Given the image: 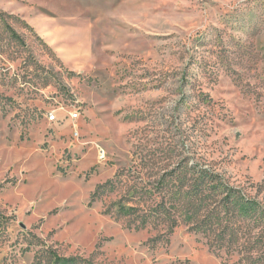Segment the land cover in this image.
Here are the masks:
<instances>
[{
    "label": "rangeland",
    "instance_id": "374dc122",
    "mask_svg": "<svg viewBox=\"0 0 264 264\" xmlns=\"http://www.w3.org/2000/svg\"><path fill=\"white\" fill-rule=\"evenodd\" d=\"M0 264H264V0H0Z\"/></svg>",
    "mask_w": 264,
    "mask_h": 264
},
{
    "label": "trees",
    "instance_id": "16d2710c",
    "mask_svg": "<svg viewBox=\"0 0 264 264\" xmlns=\"http://www.w3.org/2000/svg\"><path fill=\"white\" fill-rule=\"evenodd\" d=\"M198 175L201 177V179L198 180V182L196 183V186H193L194 192H190L188 193V197L191 200H194V202H203V200H200V197H198V195L200 194V192L202 191V186L205 185L204 178L207 177L209 178V180L207 181L208 183H216V179L215 176L211 175L208 173L207 169H198L197 170ZM164 182L166 180H163ZM207 183V185H208ZM218 183V182H217ZM221 183L218 186H214L216 190L222 192L221 190H223V186ZM239 194H236V192L234 191L233 193L231 192V194H228V196L225 198V203H226V209L230 210V209H234L236 210V207H238V205L242 202H244L243 198L241 196H238ZM202 199V198H201ZM201 206L199 208H197L198 210H200V208L202 207V204H200ZM254 209V207H252ZM197 209H196V213L193 211H190V219H194L197 217ZM239 213L240 214H244V215H248V213H242L241 209H239ZM39 259L41 258L40 253L38 255Z\"/></svg>",
    "mask_w": 264,
    "mask_h": 264
},
{
    "label": "built area",
    "instance_id": "2783aa9c",
    "mask_svg": "<svg viewBox=\"0 0 264 264\" xmlns=\"http://www.w3.org/2000/svg\"><path fill=\"white\" fill-rule=\"evenodd\" d=\"M72 116L76 118V117H78V113H77V112L72 113ZM50 118H51V119L56 118V114H55V113H52V114L50 115ZM101 155H104V153L101 152Z\"/></svg>",
    "mask_w": 264,
    "mask_h": 264
}]
</instances>
